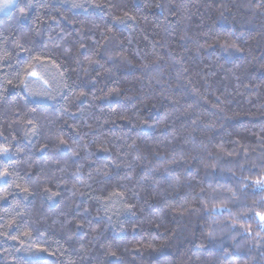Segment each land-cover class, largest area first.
<instances>
[{
	"label": "trees",
	"instance_id": "1",
	"mask_svg": "<svg viewBox=\"0 0 264 264\" xmlns=\"http://www.w3.org/2000/svg\"><path fill=\"white\" fill-rule=\"evenodd\" d=\"M0 179V264H264V0H17Z\"/></svg>",
	"mask_w": 264,
	"mask_h": 264
},
{
	"label": "rangeland",
	"instance_id": "2",
	"mask_svg": "<svg viewBox=\"0 0 264 264\" xmlns=\"http://www.w3.org/2000/svg\"><path fill=\"white\" fill-rule=\"evenodd\" d=\"M16 3L17 0H0V17L7 15L15 7ZM2 181L3 179H0V182ZM260 187L264 189V182ZM109 207L111 208L112 216L116 219L124 214L125 207L121 200L116 197L111 199Z\"/></svg>",
	"mask_w": 264,
	"mask_h": 264
},
{
	"label": "snow or ice",
	"instance_id": "3",
	"mask_svg": "<svg viewBox=\"0 0 264 264\" xmlns=\"http://www.w3.org/2000/svg\"><path fill=\"white\" fill-rule=\"evenodd\" d=\"M63 143V141H61ZM261 219L264 220V216H261Z\"/></svg>",
	"mask_w": 264,
	"mask_h": 264
}]
</instances>
